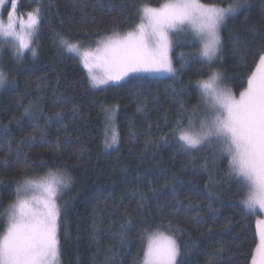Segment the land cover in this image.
I'll list each match as a JSON object with an SVG mask.
<instances>
[{"label": "trees", "instance_id": "16d2710c", "mask_svg": "<svg viewBox=\"0 0 264 264\" xmlns=\"http://www.w3.org/2000/svg\"><path fill=\"white\" fill-rule=\"evenodd\" d=\"M166 1L17 0L19 16L26 17L39 8L41 22L34 43L36 57L28 51L22 61H14L11 47L0 44V68L8 75L0 89V130L10 129L14 137L12 154L0 155V210L14 200L15 182L26 156L30 164L44 161L64 168L72 177V185L62 209L61 264H104L109 247L119 251V264H132V258L141 252L142 224L151 225L150 232L163 225L159 231L171 235L169 221L173 228L183 230L177 235L184 244L195 245L187 264H206L207 253L220 242L229 249L222 264H250L258 243L257 215H242L241 194L226 175L227 159H217L213 164L209 156L205 170L209 149L188 157L177 151L171 136L167 141L159 139L166 130L165 116L173 119L181 99L196 103L198 89L189 81L197 78L199 61L178 73L175 80L139 75L96 89L80 59L62 49L57 39L59 34L88 46L96 44L98 35H111L113 28L124 35L139 23L134 5L157 7ZM221 36L222 60L211 70L223 69L225 84L238 94L255 70L257 53L264 45V0H250L221 28ZM187 39L190 36L177 35V56L189 51L184 44ZM237 49L238 55L234 54ZM174 66L180 67L179 59L174 60ZM208 74L204 69L202 78ZM182 87L187 92L181 94ZM30 101V114L23 115ZM141 105L143 111L138 110ZM46 118L43 138L36 133L32 146L17 154L16 143L29 136L32 120L38 119L44 126ZM113 132L118 134V144L106 148L105 140L110 141ZM149 136L154 143L145 148ZM44 171L37 168V172ZM210 176L215 182H210ZM173 177L178 198L185 207L198 205L207 227L197 225L189 216L169 215L174 201L171 183L168 187L165 184ZM133 189L146 194L142 202L139 196H132ZM125 217L131 219L130 231L120 246L114 234ZM226 218L230 220L227 226ZM6 224V219H0V236ZM146 245L147 236L143 240Z\"/></svg>", "mask_w": 264, "mask_h": 264}, {"label": "snow or ice", "instance_id": "6c2138e0", "mask_svg": "<svg viewBox=\"0 0 264 264\" xmlns=\"http://www.w3.org/2000/svg\"><path fill=\"white\" fill-rule=\"evenodd\" d=\"M8 7L5 8V4ZM250 0H167L157 7L149 4L134 5L139 16V23L133 30L121 35L115 28L111 35L95 37L97 47L94 51L81 52L79 43H73L57 34L62 49L67 53L80 56V62L87 72L93 88L119 84L125 78L141 74L166 73L175 78L190 65L199 61L195 84L196 103L179 102L171 121L165 116L166 130L160 133L159 139H175L177 151L188 157L209 149L204 162L207 170L208 157L214 164L217 159H227L226 175L228 182L240 193L239 204L242 215L256 216L257 210L264 213V45L257 53L258 62L255 70L247 77L246 86L238 95L231 88L224 86L223 69L212 71L213 64L222 60L219 55L223 48L221 28L230 18L249 5ZM17 0H0V13L7 11V24L0 19V44L11 45L10 52L14 61H22L25 50L36 57L37 50L31 47L39 33V8L27 13V19H14L17 12ZM179 34L190 36L184 41L189 51L175 54L176 37ZM234 54H239V49ZM2 55V49H0ZM202 58V59H200ZM179 59L180 67L174 66ZM204 69L209 70L207 78L203 77ZM8 75L0 68V89L4 88ZM187 92L180 88V93ZM39 98V97H38ZM32 102L24 108L23 115H29ZM75 106L73 111H75ZM143 111V106L138 108ZM61 117L60 113H56ZM45 125L33 119L29 136L16 143L15 152L19 154L24 147L30 148L36 139V133L43 138ZM151 127V126H149ZM14 137L10 129L0 130V155L12 154ZM154 141L145 139V148ZM118 144V134L112 133L111 140H105V147ZM51 147V146H50ZM59 149V139L56 142ZM37 168L45 169L37 172ZM210 182H215L209 177ZM175 178L171 183L173 203L169 215H185L200 226L207 227L200 218L199 206L185 207L178 198ZM72 185V177L60 165H48L46 162L30 164L27 156L20 177L15 182L14 200L0 210V219H6V229L0 236V264H61L60 230L62 208L58 202ZM207 187V185H206ZM153 188L152 192L156 193ZM211 195V193H209ZM132 196H139L142 202L146 194L133 189ZM142 206V203H141ZM209 210L212 203L209 202ZM96 221H94V224ZM230 220L226 218V225ZM131 219L125 217L114 234L120 246H123L129 235ZM149 231L151 225L142 224L141 252L132 258V264H187L191 247L184 244L177 233L181 228H173L169 221L171 235L159 231ZM211 232L212 229L208 228ZM255 244L251 253L250 264H264V219H256ZM147 236V245L143 246ZM229 249L220 242L207 253L206 264H222L223 256ZM104 264H119V251L109 247Z\"/></svg>", "mask_w": 264, "mask_h": 264}, {"label": "rangeland", "instance_id": "374dc122", "mask_svg": "<svg viewBox=\"0 0 264 264\" xmlns=\"http://www.w3.org/2000/svg\"><path fill=\"white\" fill-rule=\"evenodd\" d=\"M167 2V1H166ZM8 7V4H7V2H6V4H5V8H7ZM0 19H2L3 20V22L5 23V24H7V11L5 10V11H3L2 13H0ZM14 19H17V20H19V19H24V20H26L27 19V16L26 17H21V16H19L18 15V13L16 12V15L14 16ZM10 47H12L11 45H9ZM31 47H35V45L34 44H32L31 45ZM80 47H81V52H83L84 50H90V51H94L95 49H96V47H97V44H94V45H88V46H86V45H80ZM25 52H28V50H25ZM30 52V51H29ZM79 59H80V56H77ZM215 70H218V69H214V71ZM141 75H144V76H153V77H163V76H168V74H166V73H160V74H141ZM127 79H129V78H125V80H122V81H120L119 83H122V82H124V81H126ZM110 84H112V83H110ZM109 84V85H110ZM223 84H224V86H227L226 84H225V81H223ZM105 86H107V85H105ZM105 86H102V87H100V88H103V87H105ZM100 88H96V89H100ZM238 95V94H237ZM67 191L68 190H66V193H67ZM66 195V194H65ZM65 195H63V197H62V199L61 200H59L58 202L61 204V208L62 209H64L63 207L66 205V200H64V196ZM257 218L256 219H264V213H260L259 212V210H257ZM261 215V216H258V215Z\"/></svg>", "mask_w": 264, "mask_h": 264}]
</instances>
